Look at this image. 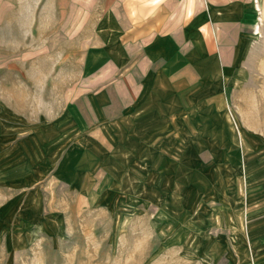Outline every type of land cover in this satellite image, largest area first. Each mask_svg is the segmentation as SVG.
Masks as SVG:
<instances>
[{"label":"rangeland","instance_id":"rangeland-1","mask_svg":"<svg viewBox=\"0 0 264 264\" xmlns=\"http://www.w3.org/2000/svg\"><path fill=\"white\" fill-rule=\"evenodd\" d=\"M128 1L0 0V264H264V23L153 57Z\"/></svg>","mask_w":264,"mask_h":264},{"label":"crops","instance_id":"crops-1","mask_svg":"<svg viewBox=\"0 0 264 264\" xmlns=\"http://www.w3.org/2000/svg\"><path fill=\"white\" fill-rule=\"evenodd\" d=\"M130 4L131 0L128 25L122 30L128 41H144L153 57L166 54L162 48H167L168 39L181 48L189 40L191 48H201L225 66L244 48V41L257 39L253 31L263 29L264 23V0H133Z\"/></svg>","mask_w":264,"mask_h":264}]
</instances>
